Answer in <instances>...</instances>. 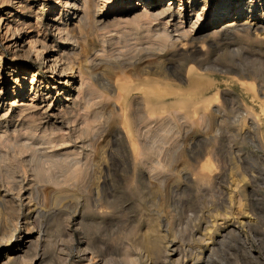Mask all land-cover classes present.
<instances>
[{
	"label": "bare ground",
	"instance_id": "1",
	"mask_svg": "<svg viewBox=\"0 0 264 264\" xmlns=\"http://www.w3.org/2000/svg\"><path fill=\"white\" fill-rule=\"evenodd\" d=\"M45 1H48L46 6L47 14H44L41 5L37 6L31 0H18V2L13 0V2H17L19 8V13L13 14L9 7L1 8L5 0H0L1 49L10 51L12 55L11 59L26 60L31 58L34 62H39V66H42L47 75V79L50 81L45 80L43 77H40L36 81L37 71L32 69L34 66L31 68L29 66L18 65L13 61L8 62L7 66L0 72V134L2 137L0 138V163L4 165L10 159L19 161V171L27 179L26 183H21L20 179L23 176L20 178L21 175L17 177L15 173H8L4 179L6 182L10 181L11 183H3V185L0 183L2 186H5L2 188L0 185V212L7 215L4 227L0 232V264H44L43 255L37 252L42 241V229L35 226L32 218L34 215L41 217L44 214L48 195L51 200L56 197L55 195L58 196L60 193L65 195L67 192L63 191L64 189H71L78 190L82 196H85L84 209L82 211L75 210L73 215L69 217L75 219L80 229H85L86 226H91V228L94 226L99 227L102 222L111 216L109 206L105 199L103 200L104 196L102 195V192H105L107 189H105L106 183H102L101 178L95 176V173H91L92 169L87 165V161L80 162L79 153L72 144L76 141L86 142V144L88 142L89 146L94 150V154H97V158L100 160L99 166L97 167L96 165L97 170L99 169L100 171L106 167L108 151L106 148L105 150L103 149V141L98 147V137L101 134V137H103L107 133V120L102 119L100 125L97 121H100L105 114L106 116H110L117 113V107L121 112L122 109L117 105L116 101L118 100L119 103V99H122L124 95L119 92L114 93V90L111 91L110 96L97 91L99 86L97 89L95 88L93 83L90 82L88 74L87 76L85 75V68L83 69L81 63L78 64V55L80 53L77 48L76 36L80 35L87 27H91L95 22L99 21L97 18H102V15L106 13V9L110 5L118 2V0ZM134 5L138 7L135 10L138 13L133 19L143 21L140 26L142 31L140 28L139 30L141 35L144 33L143 36L151 41L147 47L141 48L145 50L144 53L146 55L142 60L143 63H141L139 70L145 75L152 73L163 81L169 79L176 80V83L170 84L172 90L175 91V94L170 98L173 102L178 105L191 107L193 111L199 106H202L204 109L212 105L218 106L221 101L235 102V97L230 94L231 92L220 89L222 78L206 72L218 71L232 74L237 77L241 85L250 87L254 92L251 97V102L256 104L261 111H264V71L262 73L260 66H256L248 61V57L254 54L253 50L264 56V39L253 35V42L256 46L250 47L249 49L246 48L248 47L246 46L247 44L245 45L246 47H236L233 50L235 58H224V60L219 57L212 58L211 56V49L216 46V41L218 43L221 39L232 40L233 38V40L238 38L239 41L240 38L249 40L252 34H257L258 31L264 32V0H177V2L172 0H137ZM132 9H116V12L127 14ZM4 11L5 13H3ZM26 12L34 13L32 14L34 16H27L31 15V13L27 14ZM150 21H156L154 23L155 25L151 24ZM99 26H101L100 23ZM32 27L34 29L30 31ZM90 30L92 31L93 29ZM230 43L233 44L232 42ZM234 44H237V42ZM80 46L83 45L81 44ZM1 49L0 59L3 54ZM97 53L99 54V52ZM97 53L94 54L93 52V55L87 57L86 60L92 62L97 57ZM168 56L169 58H175L173 63H170L171 59L167 61ZM164 60H166V63ZM243 61L247 62L244 63ZM123 64L121 65L123 66ZM108 74L110 73L108 72ZM259 75L261 76L259 77ZM29 77L30 81L28 85L25 79ZM185 78H187V85L185 87L192 92V95L188 97L183 96L184 92H181L185 88L182 87L180 82L184 81ZM152 82L155 84L160 83L158 80H152ZM9 84L11 85L8 88ZM28 86H30L29 89ZM258 94H261V97ZM6 96L11 97L7 108L4 105V97ZM111 97H113L112 99L114 101ZM95 98L101 101L99 100L100 102L98 101V103L94 101ZM111 100L113 103H111ZM142 101L141 99L139 101L137 98V101L135 103L133 102L137 113L142 109ZM164 101L165 99L160 100V102ZM145 102L153 104L154 102H159V99L158 97L150 96L145 98ZM80 103H84L83 111L80 113L81 121L77 126L72 124L67 134H62L63 132L59 133L63 129L62 127L56 128L52 124V126L49 125L47 128V125L42 124L44 119H55L56 121H60L61 125L69 124L68 126H70L71 121L69 115L71 113L68 110L74 109L73 107L79 106ZM102 103H105V105L99 106ZM107 103L111 104L112 109L108 110V114L107 112L102 113ZM96 104H98V107H101L99 108L100 111L95 110ZM219 107L212 108L208 113H199V118H197L198 120L194 125L199 126L205 121L207 124V120L209 122L210 117L221 112ZM177 112L170 113V115L167 113V116L169 115L172 118L170 120L172 123H174L173 119H181L180 116L182 113L180 114L178 112L179 115ZM144 115L146 114L141 113L140 119L134 124L132 133L122 124H120L119 128L125 134V138L130 146L133 171L145 168L154 172L159 167L161 169V164L157 160L158 153H160L158 150H161L159 149L160 145H158V140L161 142L167 139V136L172 131L170 129L164 131L165 134L163 133L161 136L162 140L158 139L160 136L157 134V131L160 132V127H162L161 123L158 128L159 130L154 132L146 128L150 123L155 122L154 119ZM135 116L139 117L138 115ZM120 117L122 118V114H120ZM240 117H244V120L241 121L242 126H245L244 121L247 118L248 126L251 130H257L259 122L255 114L250 111H245L243 116L240 114ZM15 118L17 122H13ZM71 118L73 119V117ZM183 119L186 120V117ZM112 120L114 121V119ZM186 122L188 123V118L185 122L183 121L181 123L185 125ZM110 123L112 124L111 121ZM181 125L177 126L176 124L178 129ZM9 127L12 129L10 130L11 132L8 131ZM7 131L9 134L13 133V138H8V135L6 136ZM173 133L171 134L173 135ZM132 134L134 136L133 139L130 137ZM104 147L106 146L104 145ZM92 177L99 183H77L85 178ZM209 179L210 175L207 172H203L202 175H199V181L201 183L195 184H198V187H196L198 191L205 192L211 198L214 187L221 183H205ZM251 185H255V183H236V187L241 190L236 199L237 209L239 208L244 212H246V209L253 202L251 199ZM48 186L54 188L46 192L45 188ZM231 199L232 196H229L230 202L232 201ZM53 202H55L54 199ZM104 203L106 204L104 205ZM90 206H93V208ZM87 210L88 213L86 214ZM51 211L54 214L55 211ZM244 212L243 216L240 217V223H235L229 219L230 221L219 222V224L217 220H211L210 228L207 229L202 239L204 242L203 250L196 252L194 259L187 262H178V264H216L213 255L218 247L223 244L225 245L226 242L235 241L236 238H239L245 244L247 249L245 250V255L249 260L260 261L258 254V257L253 255L249 235H247L248 233L244 234V229L251 227L252 220ZM68 223L66 224L67 228L69 227ZM74 223L73 220V225ZM65 231L67 240L71 243L74 242L75 236L73 231L70 229H66ZM251 236L250 234V238ZM139 237L140 234L135 236L136 242H134L136 247L141 248V245H144L147 248H152L155 246L154 241L148 238H143L144 240H142V237ZM84 242L81 243L85 245ZM82 248L80 258H82L84 264H108L99 256L100 254L96 250V246L92 247L86 243L85 247ZM127 263L139 264V260L127 256Z\"/></svg>",
	"mask_w": 264,
	"mask_h": 264
},
{
	"label": "rangeland",
	"instance_id": "2",
	"mask_svg": "<svg viewBox=\"0 0 264 264\" xmlns=\"http://www.w3.org/2000/svg\"><path fill=\"white\" fill-rule=\"evenodd\" d=\"M11 1L13 2V0H5L4 4L1 5V8L9 7L11 9V13H19L17 4L18 0H14L17 2L13 3ZM31 1L35 2L37 6L41 5L42 11H44V14H47L46 6L48 1ZM172 1L177 2V0ZM135 2H137V0H118V2L110 5V7L106 9V13L102 15V18H97L99 21L95 22L93 26L87 27L86 30L84 29L80 35L77 34L78 36H76V43L78 44L77 48L80 53L78 55V64L81 63L83 69L85 68V75L87 76L88 74V78L90 79V82L93 83L95 88L97 89L99 86L97 91L103 92V94L106 93L105 95L110 96L111 91L114 90V93L119 92L124 95L122 99H119L120 104L118 103V100L116 101L117 105L122 109V113L117 107V113L110 116H106L105 114V116L101 118L100 121H97L100 125L102 119L107 120L106 128H108L107 133H105L106 137H101L102 134L98 137V147L103 141V149L105 150L106 148L108 151V158L106 157L107 165L103 170H97L100 160L97 158V154H94L95 152L91 146H89L88 142L86 144V142L76 141L74 144H72L74 148L76 147L75 149L79 153L80 162L83 163L87 161V165H89L92 169L91 173H95V176L102 179V183H106L105 189H107L106 191L104 189L105 192H102V195L104 196L103 200L105 199L107 205L109 206L111 216L102 222L99 227L94 226L91 228V226H86L85 229H80L76 224L75 219L69 217L73 215L75 210L78 209V211H82L84 209L85 196H82L81 192L78 190L64 189L63 191H66L68 194L66 193L64 195L60 193L58 196L55 195L56 197L53 198L55 202H53V199L50 200V196L48 195L44 214L41 217L34 215L32 218V220L35 222V226L42 229V241L37 252H39L38 254L43 255L44 264H84L82 258H80V254L81 250L83 249L82 247H85L86 243H88L89 246H96V250H98L100 254L99 256L108 264H128L127 256L138 259L139 264H178V262L182 261L187 262L191 259H194L196 252L203 250L202 248L204 247V242L202 239L204 238V234H206L207 229L210 228L211 220H217L218 223L226 222L229 219L235 223L241 222L240 217L243 216L244 211H241L239 208L237 209L236 199L241 190L236 187V183H255V185L250 186L252 190V205L250 204L248 208L246 207L247 209L244 208L247 212H244V214L248 216L250 220L252 219L251 227L249 229L245 228L244 234L248 233L247 235H249L248 237L253 255H256L257 257L259 255L260 261L251 259L249 260L246 257L245 250L247 249L245 244H243L239 238H236L235 241L232 242H226L225 245L223 244L218 247L217 251L213 255V259L216 264H264V111H261V109L256 104L251 102V97L254 92L250 87L247 85H241V83L237 80V77L234 75L218 71L206 72H208V74H214L215 76H218V78L219 76L222 78L220 89L231 92L230 94L235 97V102L221 101L220 104L222 105H212L213 107L209 106L206 109L202 108V106H199L195 109V111H193L191 107L178 105L177 103L173 102V100L170 98H172V95L175 94V91L172 90V86L170 84L176 83V80L169 79L163 81L152 73L145 75L139 70L141 63H143L142 60L146 55V53H144L145 50H142L141 48L147 47L151 41L143 36L144 33L141 35L140 30L142 31V28L140 26L141 22L143 21H138L136 18L135 19L137 21L133 19L138 13L135 11L138 8L136 5H134ZM124 8L133 9L127 14L116 12V9ZM3 13H5V11ZM26 13L30 14L31 12ZM32 14L34 13H31V15L27 16L33 17L34 15ZM155 22L156 21H150V23L153 25H155ZM99 23L101 26H99ZM96 28H98V30H96ZM153 28L155 27L153 26ZM32 29L34 28L32 27L30 31ZM90 29L93 30L91 31ZM253 35L255 37L264 39V32L258 31L257 34H252L249 40L240 38L239 41L238 38L235 40H233V38L232 40L221 39L218 41V43L216 41V46L211 49L212 58H235L233 55V50H235L236 47H244L247 44L246 46L248 47H245L249 49L250 47L256 46V44L253 42ZM235 41L237 44H234L236 43ZM0 42L1 49V39ZM79 44H82L83 46H80ZM1 50L3 51V54L0 59V72H2L7 66L8 62L13 61L18 65L27 67L29 66L31 68L34 66L32 69L37 71L36 81L40 77H43L45 80L49 81L42 66H39V62H34L31 58L26 59L27 61L22 59H11L12 55L10 51H4L3 49ZM93 52L94 54L99 52V54L97 53V57H95L92 62L87 61V57L93 55ZM137 52L141 53L138 54ZM253 52L254 54H252L251 57H248V61L256 66H260L263 73L264 56L263 54H259L254 50ZM226 55L228 56L226 57ZM167 59V61L170 59L173 60H170V63H173L175 60V58H169V56ZM164 62L166 63V60H164ZM122 63L126 65L123 64L122 66ZM108 72L110 74H108ZM260 76L261 75H259V77ZM25 80L26 84L28 83L29 85L30 77L28 79L26 78ZM152 80H158L160 83L155 84L152 82ZM186 82L187 78L180 82L182 87L185 88L181 92H184L183 96L188 97L192 95V92L189 89H186ZM10 85L11 84L8 85V88ZM29 87L30 86H28V89ZM102 89L103 91H101ZM150 96L155 98L158 97L159 102H154L153 104L146 103L145 98ZM258 96L261 97V94H258ZM135 97H137L139 101L140 99L141 101L143 99V111L140 109L142 111L140 112L142 114L145 113L146 115L144 116L151 117V119H154L155 121L150 123V126H146V128H149L155 132L156 130H159L158 128L160 127L159 125L161 123L162 127H160V132L157 131V134L160 136L159 137L157 135V137H159L158 139L160 140H162L161 136L163 133L165 134L164 131L169 129L172 131L167 136L168 140L165 139L162 140L163 142H160L157 139L158 145H160L159 149H161L160 151L158 150L160 153H158L159 156L157 160L161 164V169L159 167L154 172L145 168L138 171H133V166L131 165L132 156L130 155V146L127 142V139L125 138V134L121 128H119L120 124H122L132 133L134 124L136 121H138V119H140L141 113H137V111H135L136 107L134 106V103L137 101V98ZM112 98L113 97H111V99ZM4 99V105L6 106L5 108H7L11 97L6 96ZM164 99V102H160V100ZM99 100L100 99L98 98L94 99L96 102ZM112 100L114 101V99ZM113 101L111 103H113ZM104 105L105 103H102L99 106ZM76 107H73L74 109L68 110V112L72 114L71 116L69 113L71 121L70 126H68L69 124L61 125L60 121H56L55 119H44L42 124L47 125V128L49 125L52 126V124L56 128L62 127L63 129L59 133L63 132L62 134H67L69 129H71L72 124L77 126L81 121L80 113L83 111L84 103H80L79 106ZM215 107H219L221 110L219 114L210 117L209 122L207 120V124L205 121L199 126L194 125V123L198 120L197 118H199V113H208L212 108ZM95 108V110L100 111L99 108L101 107H98V104H96ZM109 109L111 110L112 106L110 103H107L105 110H101L102 113L107 112L108 114ZM177 111L180 112V114L182 113L180 116L181 119L177 118V120L179 119L178 121L180 122H178L176 119H173L174 121H172L174 123H172L170 121L172 118H170L169 115L170 113L173 114ZM245 111H250L257 116L259 122L257 130H251V128L248 126L249 124L247 118L244 121L246 127L242 126L241 121L244 120L245 116L241 118L240 114L243 116ZM91 112L93 111L91 110ZM167 113H169L168 116ZM120 114H122V118L120 117ZM134 114L138 115L139 117H136ZM182 116H184L183 118L186 117V120L188 118V123L186 122L185 124L186 126L184 123H181L186 121L182 118ZM71 117H73V119ZM135 117L137 120L134 119ZM112 119H114V121ZM13 122H17L16 118ZM176 124L177 126H180L181 124L183 126L181 125V127L178 129ZM95 125L97 126V124ZM10 130L12 129L9 127L8 131L11 132ZM8 131L6 136L8 135V138H13V133L9 134ZM171 133H173V135ZM132 136L133 134L130 136L133 139L134 136ZM0 138H2L1 134ZM104 145L106 147H104ZM19 166V161L11 159L8 161V163H4V165L0 163V183L3 185V183L10 182H6L4 179L8 173H15L17 177L21 175L20 178L22 176L24 177V175L19 171ZM203 172H207L211 179H209L210 182L208 181L205 183H221L214 187V192L212 193L211 198H209L205 192L198 191L196 189L198 184L195 183H201L199 181V175H202ZM23 177L20 179V182L26 183L27 179ZM77 183L99 182L95 181V179L92 177L85 178L84 180H81ZM3 187L5 186H2V188ZM53 188L54 187L52 186H48L45 188V191L49 192ZM229 196H232L231 202L229 201ZM105 204L106 203H104V205ZM90 207L93 208V206ZM50 209L55 211L54 214ZM87 213L88 210L86 211V214ZM0 216L1 232L7 219V215L3 212H0ZM73 220L75 222L74 225ZM67 223L69 226L68 228L66 226ZM66 229L73 231L75 236L74 242L71 243L67 240L65 235ZM139 234V238L144 235L141 238L142 240L148 238L151 241H154L155 246L152 248H147L146 246L141 245V248L139 247L140 249L138 246L136 247L135 236H138ZM250 234L253 237L251 236L250 238ZM84 239H87L88 242ZM80 241H85V245Z\"/></svg>",
	"mask_w": 264,
	"mask_h": 264
}]
</instances>
